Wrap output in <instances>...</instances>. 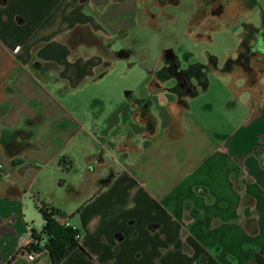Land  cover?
Listing matches in <instances>:
<instances>
[{"label":"crops","instance_id":"crops-1","mask_svg":"<svg viewBox=\"0 0 264 264\" xmlns=\"http://www.w3.org/2000/svg\"><path fill=\"white\" fill-rule=\"evenodd\" d=\"M153 2L171 3L0 0V131L37 119L32 147L9 156L0 144V264H52L20 248L41 230V204L80 234L62 264H264V50L243 43L253 24L222 65L207 54L230 69L210 70L195 96L158 74L161 57L144 89L103 85L108 56L66 40L77 26L111 39Z\"/></svg>","mask_w":264,"mask_h":264},{"label":"rangeland","instance_id":"rangeland-1","mask_svg":"<svg viewBox=\"0 0 264 264\" xmlns=\"http://www.w3.org/2000/svg\"><path fill=\"white\" fill-rule=\"evenodd\" d=\"M217 2L225 5L221 16L212 14ZM256 2L258 4L247 12L239 11L245 9V0H215L214 4L211 0H178L177 4L153 2L149 8L152 15L140 16L139 25L122 30L111 39H103L109 60L99 70H108L110 75L105 77L102 84L116 80L126 85L135 83L140 90L144 89L151 80L149 72L159 67L163 49H172L183 67H186L187 61L206 62L208 53L215 55L222 65L230 50L237 48L244 23L261 25L264 0ZM126 50L130 51L128 60H115L113 52L122 51L120 53L125 54ZM143 78L146 82L141 84ZM173 83V79L166 82L167 85ZM93 84L96 83L86 82L79 89L83 99Z\"/></svg>","mask_w":264,"mask_h":264},{"label":"trees","instance_id":"trees-1","mask_svg":"<svg viewBox=\"0 0 264 264\" xmlns=\"http://www.w3.org/2000/svg\"><path fill=\"white\" fill-rule=\"evenodd\" d=\"M171 3H176L177 0H169ZM215 1V0H214ZM257 0H245L247 8H253L257 5ZM223 2L217 4L212 9L213 15H219L223 11ZM245 31L249 32V36L256 39L264 37V12L261 13V26L256 28L251 24L245 25ZM66 40L70 46L74 47L77 44H86L96 46L98 51L103 54H108L104 40L94 34L91 30L84 26H77L71 29L67 35ZM258 41L255 46L258 47ZM119 52L114 53L115 57H127L130 54L129 50L125 54ZM186 58V57H184ZM163 62L158 74L166 78H174L175 85L172 90L179 95L195 96L199 90H203L208 85V72L210 70H217L220 72L229 71V62L227 61L220 69L217 67V59L210 55L207 63L194 62L189 63L186 67L181 66L180 59L175 55L172 49H163L161 53ZM31 69L44 70L51 68L52 65L46 62L34 61L30 65ZM192 81H195L194 84ZM7 93L11 90L6 88ZM9 108V101L0 103V117L4 115ZM37 119L26 120L29 126L26 128H4L0 131V144L3 146L5 152L12 156L21 151L33 146V126ZM39 212L43 218V225L40 231H36L33 227L30 229L31 236L36 239V244L27 247V250H37L39 252L46 251L50 257L52 264H62V261L74 249L81 248L79 239L76 238L78 231L64 224H61L57 217L60 215L59 209L51 204H43L39 207ZM11 257L6 264L12 261Z\"/></svg>","mask_w":264,"mask_h":264},{"label":"built area","instance_id":"built-area-1","mask_svg":"<svg viewBox=\"0 0 264 264\" xmlns=\"http://www.w3.org/2000/svg\"><path fill=\"white\" fill-rule=\"evenodd\" d=\"M86 1H89V0H86ZM15 50H17V48H15ZM40 206H42V204H41ZM57 220H58L61 224H64V225L70 226L69 223H68L65 219H63V218L60 217V215L57 217ZM71 227H72V226H71ZM76 238H78V239L80 238V234H79V233L76 234ZM34 244H36V239H34V238L31 236V233H30V232H29V234H28L27 237L23 238V240L21 241V244H20V248H21V250H23L24 252H26L27 257H28L29 259H31V260L34 259L35 257H37L38 254L40 253V252L37 251V250H33V249H31V250H27V249H26L27 247L32 246V245H34Z\"/></svg>","mask_w":264,"mask_h":264},{"label":"flooded vegetation","instance_id":"flooded-vegetation-1","mask_svg":"<svg viewBox=\"0 0 264 264\" xmlns=\"http://www.w3.org/2000/svg\"><path fill=\"white\" fill-rule=\"evenodd\" d=\"M249 36V32H247V33H245L244 34V38H243V43H245L247 40H248V37ZM244 39L246 40V41H244ZM256 41H258V47L260 46V48L262 49V50H264V37H259V38H256ZM263 47V48H262Z\"/></svg>","mask_w":264,"mask_h":264}]
</instances>
